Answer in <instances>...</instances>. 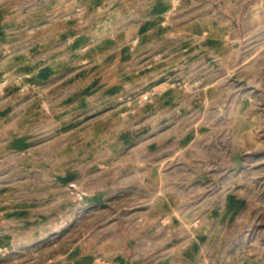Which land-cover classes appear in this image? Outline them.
I'll use <instances>...</instances> for the list:
<instances>
[{
    "label": "rangeland",
    "instance_id": "1",
    "mask_svg": "<svg viewBox=\"0 0 264 264\" xmlns=\"http://www.w3.org/2000/svg\"><path fill=\"white\" fill-rule=\"evenodd\" d=\"M264 0H0V264H264Z\"/></svg>",
    "mask_w": 264,
    "mask_h": 264
},
{
    "label": "crops",
    "instance_id": "2",
    "mask_svg": "<svg viewBox=\"0 0 264 264\" xmlns=\"http://www.w3.org/2000/svg\"><path fill=\"white\" fill-rule=\"evenodd\" d=\"M263 2H264V1H263ZM259 12H262V13H263L264 11H263V10H262V11H259V9H257V13H259Z\"/></svg>",
    "mask_w": 264,
    "mask_h": 264
},
{
    "label": "water",
    "instance_id": "3",
    "mask_svg": "<svg viewBox=\"0 0 264 264\" xmlns=\"http://www.w3.org/2000/svg\"><path fill=\"white\" fill-rule=\"evenodd\" d=\"M261 5L263 6V9H264V2Z\"/></svg>",
    "mask_w": 264,
    "mask_h": 264
}]
</instances>
